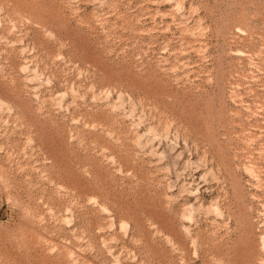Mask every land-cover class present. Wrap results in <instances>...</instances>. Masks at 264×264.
I'll return each mask as SVG.
<instances>
[{"label": "rangeland", "instance_id": "obj_1", "mask_svg": "<svg viewBox=\"0 0 264 264\" xmlns=\"http://www.w3.org/2000/svg\"><path fill=\"white\" fill-rule=\"evenodd\" d=\"M260 238L264 0H0V264H262Z\"/></svg>", "mask_w": 264, "mask_h": 264}, {"label": "bare ground", "instance_id": "obj_2", "mask_svg": "<svg viewBox=\"0 0 264 264\" xmlns=\"http://www.w3.org/2000/svg\"><path fill=\"white\" fill-rule=\"evenodd\" d=\"M216 211H217V210H216ZM222 214H223V212H222ZM222 218H223V217H222ZM222 220H224V219H222ZM262 237H263V236H262ZM260 239H261V248H260L261 250H260V251L264 253V238H260ZM261 254H262V253H261ZM262 259H263V258H262ZM260 262H261V261H260ZM263 263H264V262H263ZM263 263H262V264H263Z\"/></svg>", "mask_w": 264, "mask_h": 264}]
</instances>
